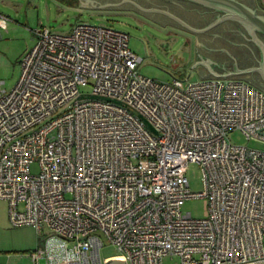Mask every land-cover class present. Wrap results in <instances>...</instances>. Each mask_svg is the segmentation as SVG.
<instances>
[{
    "label": "built area",
    "instance_id": "1",
    "mask_svg": "<svg viewBox=\"0 0 264 264\" xmlns=\"http://www.w3.org/2000/svg\"><path fill=\"white\" fill-rule=\"evenodd\" d=\"M9 23L0 15V30ZM32 33L17 83L0 82V200L12 226L43 236L32 264L264 261V151L228 138L264 143L263 91L242 79L145 78L128 35L108 27ZM195 199L208 202L203 219L182 211ZM98 234L117 256L100 258Z\"/></svg>",
    "mask_w": 264,
    "mask_h": 264
},
{
    "label": "rangeland",
    "instance_id": "2",
    "mask_svg": "<svg viewBox=\"0 0 264 264\" xmlns=\"http://www.w3.org/2000/svg\"><path fill=\"white\" fill-rule=\"evenodd\" d=\"M4 1V0H3ZM8 3H7V2ZM4 13L9 15L10 28L1 32L0 38V82L2 89L9 91L20 76V59L30 50L35 41L32 31L44 27L52 34L66 35L77 24L104 26L125 33L129 37V49L141 58L138 72L145 78L158 82H171L173 79L187 83L200 81L193 65L192 52L187 33L161 26L133 10L84 9L77 6L78 0H6ZM2 0H0V10ZM14 5V6H13ZM92 82L79 86L81 94H90ZM234 145L264 151V143L246 140L238 132L228 134ZM31 172H37L36 165ZM189 189L192 193L203 191L202 175L198 164H189L186 171ZM206 199L186 201L182 207L192 218L207 216ZM103 241L99 250L101 259L115 257L118 251ZM42 235L32 226L14 227L8 219V204L0 200V264H32L26 257L42 245ZM177 257L166 258L164 264H177ZM41 264L42 261H41Z\"/></svg>",
    "mask_w": 264,
    "mask_h": 264
},
{
    "label": "water",
    "instance_id": "3",
    "mask_svg": "<svg viewBox=\"0 0 264 264\" xmlns=\"http://www.w3.org/2000/svg\"><path fill=\"white\" fill-rule=\"evenodd\" d=\"M78 7L133 10L161 26L182 28L196 35L195 64L190 69L200 80L243 79L264 92V44L255 35H264V16L238 0H78ZM249 44L258 47L259 57Z\"/></svg>",
    "mask_w": 264,
    "mask_h": 264
},
{
    "label": "crops",
    "instance_id": "4",
    "mask_svg": "<svg viewBox=\"0 0 264 264\" xmlns=\"http://www.w3.org/2000/svg\"><path fill=\"white\" fill-rule=\"evenodd\" d=\"M5 1L6 0H2V4L1 5H3V6H1V10H0V15H3V16H5V17H10L9 15H7V14H5L4 12L6 11V10H10V9H7V8H9V7H5L4 5V3H5ZM238 1H240V2H242L243 4H245L248 8H250V9H255L256 11H257V13H259V14H261V15H263L264 16V0H238ZM7 2V1H6ZM8 3V2H7ZM14 6V5H13ZM77 6H78V2H77ZM87 10H89V9H87ZM91 10H93V9H91ZM95 10V9H94ZM166 26H169V27H172V28H174L175 29V27H173V26H170V25H167V24H165ZM10 28V23L7 25V27H6V29L5 30H3V29H1L0 30V33L1 32H4V33H7L8 32V29ZM188 34V36L189 37H191V41H189V44H190V50H191V52H192V60H193V55H194V60H193V62H192V64L194 65L195 64V37H196V35H194V34H191V33H187ZM0 38H1V34H0ZM197 73V72H196ZM198 75V74H197ZM199 77V76H198ZM200 80V79H199ZM203 80H205V79H203ZM243 80V79H242ZM245 81V80H244ZM247 82V81H246ZM248 83V82H247ZM250 84V83H249ZM251 85V84H250ZM251 86H253V85H251ZM254 87V86H253ZM256 88V87H255ZM256 89H258V88H256ZM259 90V89H258Z\"/></svg>",
    "mask_w": 264,
    "mask_h": 264
},
{
    "label": "flooded vegetation",
    "instance_id": "5",
    "mask_svg": "<svg viewBox=\"0 0 264 264\" xmlns=\"http://www.w3.org/2000/svg\"><path fill=\"white\" fill-rule=\"evenodd\" d=\"M220 17H218L217 18V20L219 19ZM227 21H231V24L232 25H235V26H237L238 27V24L240 23V22H237V21H234V20H227ZM235 23H237V25L235 24ZM230 24V25H231ZM225 25V24H224ZM224 25H222V26H220V27H223ZM228 25V24H227ZM239 25H241V24H239ZM242 26V25H241ZM175 29L176 30H178V31H180L181 33H188V32H186L185 30H183L182 28H179V27H175ZM247 33H248V37L249 36H251V34L249 33V31L247 30ZM255 35L257 36V38H259L261 41H262V43L264 44V35H262V34H260V33H258V32H255ZM251 42H252V40H251ZM253 49H254V51L257 53V57H259V54H258V47L256 46V45H252V44H249Z\"/></svg>",
    "mask_w": 264,
    "mask_h": 264
}]
</instances>
